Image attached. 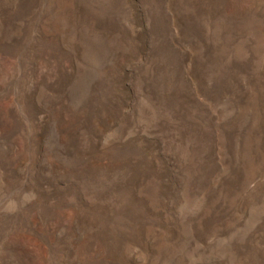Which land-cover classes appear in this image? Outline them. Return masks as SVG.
<instances>
[{
  "label": "rangeland",
  "instance_id": "374dc122",
  "mask_svg": "<svg viewBox=\"0 0 264 264\" xmlns=\"http://www.w3.org/2000/svg\"><path fill=\"white\" fill-rule=\"evenodd\" d=\"M0 264H264V0H0Z\"/></svg>",
  "mask_w": 264,
  "mask_h": 264
}]
</instances>
